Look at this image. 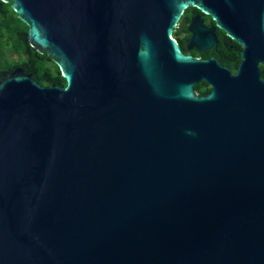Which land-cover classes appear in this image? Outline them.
Here are the masks:
<instances>
[{"label": "water", "instance_id": "obj_1", "mask_svg": "<svg viewBox=\"0 0 264 264\" xmlns=\"http://www.w3.org/2000/svg\"><path fill=\"white\" fill-rule=\"evenodd\" d=\"M1 1L65 86L0 80V264H264V0Z\"/></svg>", "mask_w": 264, "mask_h": 264}, {"label": "trees", "instance_id": "obj_2", "mask_svg": "<svg viewBox=\"0 0 264 264\" xmlns=\"http://www.w3.org/2000/svg\"><path fill=\"white\" fill-rule=\"evenodd\" d=\"M10 54L16 56L12 62ZM228 66L231 70L235 68ZM15 68H21L42 86H65V80L51 57L30 46L27 26L18 19L10 4L0 0V80ZM194 89L199 96L209 92V87L204 82L196 85Z\"/></svg>", "mask_w": 264, "mask_h": 264}, {"label": "flooded vegetation", "instance_id": "obj_3", "mask_svg": "<svg viewBox=\"0 0 264 264\" xmlns=\"http://www.w3.org/2000/svg\"><path fill=\"white\" fill-rule=\"evenodd\" d=\"M193 19H195L196 24H198L203 30L201 33L202 46L207 47V43L210 39H213L214 41V45L203 52H199L195 48H187V42L192 37L191 29L195 28V25L191 27ZM171 37L177 43L183 54L198 59L214 58L219 64L228 67L229 69L230 67L228 65H232L235 67L233 70L230 69L232 74L235 73L241 60L240 51L242 50V47L225 35V33L217 26L216 20L213 19L210 14L197 7H188L183 11L181 17L173 28ZM258 67L261 71V78L264 79V67L261 64H259Z\"/></svg>", "mask_w": 264, "mask_h": 264}, {"label": "rangeland", "instance_id": "obj_4", "mask_svg": "<svg viewBox=\"0 0 264 264\" xmlns=\"http://www.w3.org/2000/svg\"><path fill=\"white\" fill-rule=\"evenodd\" d=\"M9 57H10V62H12L13 60H15V59H16V56H15V55H13V54H10V55H9Z\"/></svg>", "mask_w": 264, "mask_h": 264}]
</instances>
